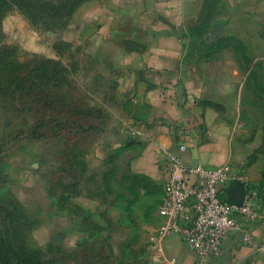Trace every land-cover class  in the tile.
Wrapping results in <instances>:
<instances>
[{"label":"crops","instance_id":"0c3cea01","mask_svg":"<svg viewBox=\"0 0 264 264\" xmlns=\"http://www.w3.org/2000/svg\"><path fill=\"white\" fill-rule=\"evenodd\" d=\"M208 3L90 0L80 15L49 32L31 24L16 7L0 10V58L6 61L8 78L11 72L26 76L34 71L41 81L45 60L56 73L50 74L52 86L58 85L62 70L73 90L86 93L83 101L74 91L63 101L68 107L63 116L68 169L78 158L70 147L82 141L84 169L76 182L82 179L84 190L77 201L89 212L113 219L114 228L133 230L134 244L147 250L138 264L194 260L176 234L149 241L164 221L158 207L165 193L166 150L178 152L184 144L178 152L184 163L240 166L251 184L264 191L262 119L252 120L247 113L245 75L234 47L215 45L210 31H201ZM17 98L0 94V134L6 130L3 103L25 99ZM50 100L59 97L52 93ZM134 127L141 128L140 137L130 136ZM51 133L56 134V127ZM67 179L69 186L72 177ZM230 184L223 188L226 195ZM244 227L255 243L264 241V223ZM238 238L234 232L223 239L220 264H264L255 247Z\"/></svg>","mask_w":264,"mask_h":264},{"label":"rangeland","instance_id":"374dc122","mask_svg":"<svg viewBox=\"0 0 264 264\" xmlns=\"http://www.w3.org/2000/svg\"><path fill=\"white\" fill-rule=\"evenodd\" d=\"M89 1L0 0V10L16 7L31 24L49 32L80 15ZM200 28L205 33L210 31L209 38L215 45L234 47L245 75L247 113L252 120L262 119L264 152V0H209ZM5 65L0 58L1 95L13 88L3 87L5 80L18 84L22 81L11 71L8 78ZM51 72L55 73L44 60L41 81L32 76L33 72L25 79L28 101L3 103L6 130L0 134V264H20V257L28 264H138V256L145 258L147 250L134 244L133 230L116 229L113 219L91 213L79 204L84 190L82 179L76 182L84 169L81 139L70 147L78 158L74 157V165L68 169L64 125L56 128V134L50 131L51 123L43 134L35 132L36 122L63 118L65 111L60 101L67 100L72 91L81 101L86 95L79 87L72 89L62 70L58 85L52 86ZM52 93L59 97L58 101L50 102ZM11 95L17 97L16 92ZM38 95L48 100L35 103ZM61 158L63 167L57 164Z\"/></svg>","mask_w":264,"mask_h":264},{"label":"built area","instance_id":"2783aa9c","mask_svg":"<svg viewBox=\"0 0 264 264\" xmlns=\"http://www.w3.org/2000/svg\"><path fill=\"white\" fill-rule=\"evenodd\" d=\"M129 134L132 138L140 137L142 130L134 127ZM185 148L179 144L178 152ZM178 152H164L165 193L158 207L164 221L149 235L150 242L176 234L193 252L192 264H220L223 239L238 232L242 245L255 247L264 257V241L255 243L250 230L244 227L245 223H264V191L251 184L247 171L240 166L233 169L229 163L212 167L188 164ZM233 180L245 187L241 205L230 203L223 189Z\"/></svg>","mask_w":264,"mask_h":264},{"label":"trees","instance_id":"16d2710c","mask_svg":"<svg viewBox=\"0 0 264 264\" xmlns=\"http://www.w3.org/2000/svg\"><path fill=\"white\" fill-rule=\"evenodd\" d=\"M33 73H35L34 71H33ZM30 73H28L26 76H22V75H15V76H17V78H19V79H21L22 81L20 82V84H18V83H16L15 81H13V83H11V81H9L8 79H7V81L4 83V84H2V86L3 87H7L8 85H9V87L11 86H13V88L11 89V90H9V91H6L5 93H6V95H10V96H12L11 94H13V93H17V99H19V97H21V96H24V100H22V101H19V102H22V103H26L27 101H28V99H27V93H25V92H27V89H26V78L28 77V75H29ZM14 76V77H15ZM32 76H34V78L36 77V79L38 78V74L36 75V74H33ZM9 81V82H8ZM34 81H35V79H34ZM36 82V81H35ZM17 87H19L20 88V91H16V89H17ZM2 95H5L4 93L2 94ZM12 97H14V96H12ZM38 97H40V95H38ZM48 100V97L47 96H45V97H43V101L42 100H40V102H46ZM35 103H39V101H37L36 100V98H35V100H33ZM50 102H55V101H51L50 100ZM61 102V106H62V108L64 109V111H65V113H64V117L66 116V114H67V112H68V107H67V105H66V103L65 102H63V101H60ZM22 106V105H21ZM25 108V106L23 107V109ZM66 108V109H65ZM63 117V118H64ZM49 123H51L50 124V131L52 130V129H54V127H58V126H62V125H66V121H65V118H64V120H58V119H54V118H47V119H45V121H43L42 123L41 122H36V129H35V132H36V134H43V131L45 130V129H47V125L49 124ZM43 124V125H42ZM39 127H41V129H40V131H38V128ZM40 136H42V135H40ZM23 258L24 257H20V258H18V260H17V262L18 263H20V264H28V262L27 263H25V262H23ZM29 264H39V261H34V263H29Z\"/></svg>","mask_w":264,"mask_h":264},{"label":"water","instance_id":"95a60500","mask_svg":"<svg viewBox=\"0 0 264 264\" xmlns=\"http://www.w3.org/2000/svg\"><path fill=\"white\" fill-rule=\"evenodd\" d=\"M245 187L243 183L236 180L231 181L228 188L227 200L235 205H241L244 200Z\"/></svg>","mask_w":264,"mask_h":264}]
</instances>
